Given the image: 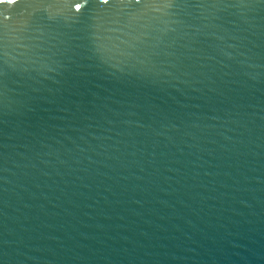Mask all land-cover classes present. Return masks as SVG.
Returning <instances> with one entry per match:
<instances>
[{
    "label": "water",
    "instance_id": "1",
    "mask_svg": "<svg viewBox=\"0 0 264 264\" xmlns=\"http://www.w3.org/2000/svg\"><path fill=\"white\" fill-rule=\"evenodd\" d=\"M0 264H264V0L0 4Z\"/></svg>",
    "mask_w": 264,
    "mask_h": 264
},
{
    "label": "snow or ice",
    "instance_id": "2",
    "mask_svg": "<svg viewBox=\"0 0 264 264\" xmlns=\"http://www.w3.org/2000/svg\"><path fill=\"white\" fill-rule=\"evenodd\" d=\"M17 2V0H0V4H4V3H7V4H15ZM108 0H104V3H107ZM136 3H139L140 0H135ZM77 7H79V5H77Z\"/></svg>",
    "mask_w": 264,
    "mask_h": 264
}]
</instances>
